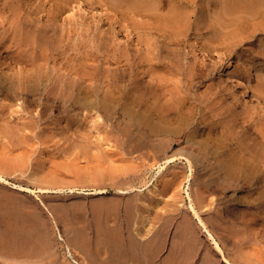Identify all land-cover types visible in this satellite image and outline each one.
I'll list each match as a JSON object with an SVG mask.
<instances>
[{
    "label": "rangeland",
    "instance_id": "374dc122",
    "mask_svg": "<svg viewBox=\"0 0 264 264\" xmlns=\"http://www.w3.org/2000/svg\"><path fill=\"white\" fill-rule=\"evenodd\" d=\"M94 1L97 2L96 5H98L96 10L92 11L84 3V0H0V12L7 13L6 15L12 18H18L19 20L29 19L32 21L34 19L32 22L40 20L45 24H53V17L50 19L52 20L51 22L48 20L49 18L46 17V12L39 16L36 13L41 11L40 4H45L47 6L46 9L49 10L55 5L54 2H66L67 8L60 14L56 21V27L59 29L63 26L66 27L64 33L71 36L65 42L66 45L69 46H66V49L70 51L72 50L71 47L75 49L69 52L71 54L68 56H75L78 54L84 55L85 52V58L86 55L88 57L89 54L99 53L100 56L108 57L105 59L113 60L111 61L112 64L106 65L105 67H109L110 65L114 66L120 60L121 53H124L123 50L127 52L129 49L128 52H136V54L139 55V49L143 51L150 49L155 52L164 50L167 46L174 48L177 46V43H180V41H176L177 43H175V40L171 39V33L168 32V29H162L164 23H161V17L164 18L167 10L162 13L163 15L161 17L152 16L150 18L146 16L145 18L143 14L137 15L135 19H133L131 16H128L127 19L129 21L133 20L131 21L133 22L132 24L127 21L126 18L120 19V17L117 16L122 11L121 7L125 9L129 8L127 5H130L129 3L131 2L128 1L131 0H121L120 3H118V0H115L117 2L112 0V4L114 5L110 3L111 0L110 2L109 0H100V2L99 0ZM197 1L198 4L193 5L194 7L192 6L190 9L192 12H190L191 27L189 29V35L188 37H181V39H184L181 46L185 45L184 47H186V50L184 48L178 50V46L174 50L180 52L178 58L185 67V75H189L194 82H192L191 93L195 100L193 102L196 106L197 118H199L198 114L201 113L200 118L202 120L207 119L208 121V123H206L209 127L208 130L214 128L215 134L218 136L220 135V139L224 138V140H227L226 144H233V139L231 138L230 141V138H228L229 136L225 134L227 127H221L219 125L220 120L225 116L230 120L229 123L236 125L238 131L243 132V134L245 131H248V127L253 132L264 127L263 103H259V101L255 100L249 94H238L235 87V82L240 79L241 75H245L250 71L251 76H248V83L251 85L261 84L264 90V11L261 12L258 11V9V12H255V14H258L255 17L259 19H256L253 13V19L247 18V16H240L242 19L235 18V20L231 17L232 20L229 19L231 20L229 23L224 20V27L222 25L215 27L213 25L214 21H211L216 17V15L213 17V13L215 12V9H213V2L215 0H209V2L211 1L210 4L206 0ZM101 2L105 4H103L105 8L102 7ZM116 3L121 6H118L120 9L117 8V5L115 7ZM216 12L214 14H216ZM109 16H112V19ZM251 16L252 14H250L249 17ZM202 19L205 23H202ZM134 20L137 22L135 21V23ZM124 21H127L126 23L129 22V24L126 25ZM138 22L140 26H138ZM141 22H149L152 24H148L147 26L149 27L144 28V24H141ZM225 22L226 25L228 24L227 28H225ZM153 23L160 27H156ZM130 24L133 26L137 25L135 27L136 31ZM128 25H130V27H127ZM1 26L0 28L4 27V25ZM126 29H128L127 32ZM252 31L255 33L251 34L253 33ZM140 33L141 35H139ZM218 33H220L219 37H217V35L214 37L212 36ZM128 34L130 36H128ZM204 35L207 36L204 38ZM127 37L132 39L129 40ZM139 37H142L144 41L138 46L136 43H138ZM201 37H203L205 41L211 40L208 38H216L212 40L216 45L218 44L220 48L213 51L211 54L203 52L199 40ZM104 41L106 43H104ZM131 52L128 53V56L133 58L132 56L135 55ZM193 54H195L197 58L194 59L195 56L193 57ZM219 54L223 55L226 60L240 67V72L238 73H226V77L230 79L226 84L221 81V78L227 68L225 65L217 63L215 59ZM85 60H87V58H85ZM138 61H140V59ZM136 63L134 62V66ZM193 63L198 64V66H196L197 73H194L196 71H191L189 68ZM137 64L135 68L133 66V69L134 72L136 70L137 74L139 72L138 75L141 76L143 72L141 65L143 64L140 62ZM122 65H124V63ZM128 68L130 69L131 67ZM194 74L198 77L196 78ZM203 75L205 76L204 78ZM1 76L4 78L5 74L1 73ZM143 76L145 77L143 74L141 78H143ZM146 79L148 80L150 78ZM107 82L108 80L104 81L102 86L104 87L103 90L105 87L107 89V86H110ZM113 85L115 84L111 83V86ZM97 89H99V86ZM104 93H106L105 90ZM104 93L101 94L99 92L98 95H100V97L102 95V97H105ZM201 98L202 101L200 100ZM0 99L2 102L3 98ZM20 101L19 103L21 104L22 100ZM16 103L18 106V102H12L14 108ZM70 106L71 108L73 107L72 105ZM200 108L202 110H200ZM20 113L21 112H18V117H21ZM88 113L85 112L86 115L83 113L86 121H84L85 127L80 131H76L75 126H68L67 123L69 120L67 118L74 120V110L69 113H63V115L57 112L53 116H50L48 120L46 119L47 117L44 118L40 123H38L39 114L37 110L33 112H24V114L22 113V119L15 115L18 120L16 117H13V120H16L15 122L13 121V123L7 122V114L3 116L0 114V160L2 159L3 161L4 159L6 163L9 161L11 162L9 163L11 166L17 165L21 169L19 173L9 177V181L12 184H21L40 190L42 187L43 189L53 188L52 186L56 184H70L73 182L78 184L76 181L83 180V182H81L82 185H88L87 188H89L93 178L92 174L111 176V174L113 175L114 173H116V175L119 173L120 175V173L123 174L125 171H130L131 175H133V170V172L135 171L134 173L141 175L138 176V179L140 177L143 181L140 182V179L136 182H126L120 187L122 189L131 188V186L136 183V186H133L134 188H138V191L130 190L132 192L129 193L130 195L128 194L122 197L115 194L116 197L112 192L105 197L94 198L93 200V198H85L78 194H75L77 195L75 196L67 191L28 197L29 195L27 196L26 194L21 196L15 194L13 189L0 188V191L3 192L4 195H8L7 197L23 200L27 205V210L25 209L22 211V214L19 212L18 216L13 217L14 214L11 211L10 205H8L5 200L3 203L0 202V241L2 242L0 264H77L69 251L67 241L61 239L65 237V233L66 236L69 237L70 231L75 227L86 228L88 226L91 229V236L94 237L95 235V238L99 237V239L104 238L106 236L105 234L101 232H98V234L95 232L94 234L93 232V230H96V225H99L100 215L97 216L98 214L95 213L93 209L98 203L103 207L111 208L112 206V208H117L112 210L111 217H109L106 222H103V224L118 227V237L123 244H121V251L115 253L121 255L123 258L126 257L125 259H128V261L131 259L133 261L130 260L132 263L227 264L222 258V255H225L234 264H264V207L261 206L263 207L261 208L258 204L251 206L254 201L251 200L253 201L251 202L247 199L250 197L247 193H243L242 184H240V187L230 186L226 194H222V192H220L221 194L219 192L217 194L215 192H209L203 185H196V179H194V177H196V172L192 173L189 168L184 172L181 167H178L176 169L172 168L168 173H159L158 164L153 172H151L147 170L149 166L148 162H146L148 165L146 166L144 160L137 157L136 154L130 153L127 148L121 146V144H119L120 142L116 141V139H107L106 131L110 136L116 133L111 124L109 125L105 122L104 111H95L94 113H89L90 115L87 116ZM201 116H204V119ZM25 118L26 120L24 121L23 119ZM210 125L213 128H210ZM45 127L48 129L46 130ZM241 127L244 128L242 129ZM8 130L11 131L9 132ZM46 132L50 133L48 134V138H52V140L47 139L48 142L45 140V135H43V133L45 134ZM55 133L62 134L61 141L56 140L54 136ZM26 138L27 140L23 141ZM210 143L213 144L214 142L212 143V141H210ZM229 147L230 146L227 145V147L225 146L224 148L227 150ZM175 149H177V146ZM230 149L232 150L231 147L229 150ZM217 151L221 154L224 152L222 150ZM222 157L225 156L222 155ZM205 159L207 158L204 156V168L206 171L210 172L208 173L210 180H214V182L218 181L221 184L224 183L227 178L222 176L223 173L221 169H219L221 167L218 162H216V159L212 157L213 160H210L208 158L206 162ZM200 162L202 163L201 160ZM181 166H183V164H181ZM148 171L151 173H148ZM175 173H178V176H176ZM43 174L45 180L44 182L38 183L40 184V188H38V185H31L33 180L30 177L36 175L42 178ZM126 177L130 178V175L121 176L120 179H125ZM166 177H170L175 183L171 189H167L163 185ZM156 179H159L157 184H159L158 187L160 190H158L159 193H156V198L154 197L152 199L153 196H151L148 190H145L144 186L146 182L148 184L151 180L155 181ZM221 179L223 182L220 181ZM259 182L257 180V184ZM11 187L13 186L11 185L10 188ZM142 188L144 192L141 193L139 189ZM110 189L113 190L112 188ZM235 199L240 200L242 204L239 205L238 211L235 210L233 212V204L231 203H233L232 201H237ZM222 200H224V202ZM42 202L48 204L50 211L52 210L51 212L54 214V218L48 215L49 212L46 211ZM247 202H251V204L247 205ZM192 203L205 222H207V224L214 229V232L222 238L223 251L215 249L213 242L206 234L201 232L199 221L191 209ZM10 213H12V216ZM25 217H27L28 220ZM19 218L20 220H18ZM57 223L59 230L56 228ZM141 239L142 241L144 240L143 243ZM139 240L142 244L137 242ZM190 240L192 241L190 242ZM187 248H192L191 250L194 251L188 250ZM194 248H196V250ZM149 253L150 257L148 255Z\"/></svg>",
    "mask_w": 264,
    "mask_h": 264
},
{
    "label": "bare ground",
    "instance_id": "6f19581e",
    "mask_svg": "<svg viewBox=\"0 0 264 264\" xmlns=\"http://www.w3.org/2000/svg\"><path fill=\"white\" fill-rule=\"evenodd\" d=\"M118 1H119L118 3H120L121 0ZM206 1H208L209 4L211 2V1L209 2V0ZM128 2L131 3H129L130 5H127V7H129L127 9L121 7L120 5H117L118 3L115 4V7L117 5V8L118 6L122 8L121 9L122 11L120 10L121 13L117 15L118 17H120V19L122 18L127 19L128 16L129 17L131 16L133 19H135L137 15L139 16L143 14L145 18L146 16L150 18L152 16L161 17L163 15L162 13H164V11L167 10L164 18L161 17L162 18L161 23H164V25L162 24L163 25L162 29L163 28H164L163 30L168 29V32L171 33V39H174L175 43H177L176 41H180V43H177V46L179 48L178 50H181L180 48H184L186 50V47H184L185 45L181 46V44H183L182 42H184V39H181V37L182 36L188 37L189 35V29L191 27L190 12H192L190 11V9L192 8L193 5L198 4L197 0H131ZM65 3L66 2L63 3L54 2L55 5H53L49 10L46 9L47 6L45 4L43 3L40 4L41 11L40 12L38 11L36 13L39 16L41 14H45L46 12L47 13L46 17L49 18L48 20H50L53 17V24L50 23L45 24L38 19H37L38 21L35 22H32L34 19L32 21H30L29 19L19 20L18 18H14V17L12 18L11 16L6 15L7 13L0 12V26L4 25L3 28H0V98H3L2 102L0 101L1 102L0 114H2V116L7 114L8 116L7 122L13 123L14 121L13 117H16L15 115H17L18 117L19 115L18 112H21L20 115L22 117V113L24 114V112H33L34 110H37L39 114L38 123H40V121H43L44 118L47 117L46 119L48 120L50 116H53L57 112L63 115V113L64 114L69 113L72 110H74L75 112L74 120H72L71 118H67L69 119L67 123L68 126H72V125L75 126L76 131L77 130L80 131L82 130L83 127H85L84 121L86 120L83 113L85 114V112L94 113L95 111H104L105 122H107L109 125L111 124L112 128L115 130L116 133L115 135L110 136L107 131L106 132L104 131L105 133H107V139L108 140H112L113 138L116 139V141L120 142L119 144H121V146H123L124 148H127V150L130 153L136 154L137 157L144 160L146 166H148L146 164V162H148L149 164L148 169L145 166L147 170L153 172V170L156 168L158 164L160 170L159 173L161 172L168 173L172 168L176 169L178 167H181L183 169L182 171L184 172L189 168L192 173L196 172V177H194V179H196V183H195L196 185L197 184L198 186L199 184L203 185L204 188L207 189L209 192L211 191L217 194L218 192L219 193L222 192V194H226L227 191H229L228 189H230V186L240 187V184H242L241 186L243 187V191H244L243 193H247L250 197L247 199H249L250 201L251 200L254 201V202L251 201L253 202V204H251V202H247V205L251 204V206L252 205L254 206L255 204L256 205L258 204L260 207L261 206L264 207V127L261 129L259 128L258 130H255L253 132L247 126L248 131H245V133L243 134V132L238 131L236 125L229 123L230 120L227 118V116H225L223 119L220 120L219 125L221 127L222 126L227 127L225 134L229 136L228 138H230V141L231 138L233 139L232 140L233 144L232 143L226 144L227 140H224V138L220 139L219 138L220 135L218 136L217 134H215L213 130L214 128L211 126L212 124L210 125V128L212 127L213 129L208 130L209 127L208 124H206L208 123L207 119H204V116L203 117L201 116L204 119L202 120L200 118L201 113L198 114L199 118H197L196 106L195 103L193 102L195 100L193 99L191 93L193 81L191 80L192 78L189 75L188 76H186L187 74L185 75L186 73L185 72L186 70H184L185 67L178 58L180 52L178 50H174L175 48H177V46L174 48H171V46H167L166 49L155 52L147 48L146 51L139 49L138 51V53H140L139 55H137L136 52L134 53L130 51L131 53H134L133 55H135L132 56L133 58H130L128 56V53L130 52H128L129 49L127 50L126 48L127 52L124 50H123L124 53L120 52L121 53L120 60L118 59L119 61L117 60L118 62L116 61L117 63L115 62L116 64L114 66L110 65L109 67L108 66L105 67V66L112 64L111 61L113 60L111 59L107 60L105 59L107 56L105 57L100 56L99 53L91 54V55L88 53L89 54L88 57L87 55L85 57L87 58V60H85L84 58L85 52L84 55L82 54L83 56L79 54L75 56L73 55L68 56L69 54H71L69 52L75 49L73 47H71L72 49L71 51L66 49V46L67 47L69 46L66 45L65 42L71 36L64 33L66 27L63 26L61 27V29L56 27L57 25L56 21L58 20L60 14L64 9L67 8ZM84 3L92 11L96 10L98 5V4L96 5L97 2H95L94 0H84ZM110 3L112 4L113 1L111 0ZM213 3H214L213 9H215V12L217 11L218 13L216 12V14H214L215 13L214 12L213 17L214 15H216V17L214 18L210 17V18H213V20L211 21L212 22L214 21L213 25L215 27L220 25L223 26L224 20H226V22L229 23V21H231L232 19L235 18L238 19L244 16L253 19L255 16L258 15L255 14V12L257 13L258 11L261 12L264 11V0H215ZM103 4L101 2L102 7L105 8L104 6L105 4L104 5ZM253 13H254V17H253ZM250 14H252L251 17H249ZM259 14L262 15L261 13ZM109 17L111 18L112 16ZM231 17L233 18L231 19ZM255 18L257 19L258 17ZM50 21L52 22V20ZM127 21L129 20L127 19ZM135 21L136 20H134V22ZM126 22H125L126 25L129 24V22L128 23ZM131 23L133 24V22ZM202 23L205 22L203 21ZM141 24H144V28H147L149 27L147 25L148 24L151 25L152 23L141 22ZM130 25H128L127 27H130ZM136 26L137 25L133 26L134 29ZM138 26H140V23L138 24ZM227 26L228 24L225 26V28H227ZM127 30L128 29H126V32ZM254 33L255 32L251 34ZM139 35H141V33ZM216 35L217 37H219L220 33L213 34L212 36L214 37ZM128 36L130 35L128 34ZM205 36L207 35H204L203 37L205 38ZM203 37L199 39L200 46L202 47L201 50L203 52L207 54H211L213 51L220 48L218 44L216 45V43L213 42V40H215L216 38H208L211 40L205 41ZM127 38H129V40L132 39V38L130 39V37ZM142 41H144L143 38L139 37L138 43L136 44H138L139 46L142 43ZM206 42L208 43L210 42V43L208 44ZM104 43L106 42L104 41ZM99 51L102 52L101 50ZM193 57L194 59L197 58L195 54H193ZM139 59L140 61H138ZM215 59L217 63L225 65L227 68L226 72L223 74L221 78V81H223L224 84L230 81V79L226 77V73L232 74L233 72H237V73L240 72V67L238 65H235L231 61L226 60L223 57V55L219 54L215 57ZM134 62L135 63L140 62L143 64L141 65L143 68L142 75L144 74L145 77L143 76V78H141L142 75L141 76L138 75L139 72L137 74L136 70H135L136 73L134 72L133 69ZM123 63L124 65H122ZM196 64L193 63V65H190L191 67L189 66L191 71H196L194 73H197L196 66H198V64L197 65ZM128 67L131 68L129 69ZM1 73L5 74L4 78H2L3 76H1ZM195 75L196 74H194V76ZM248 76H251L250 71H248V73L245 75H241L240 79L235 82V87L238 91V94H244V93L249 94L255 100L259 101V103H263V107H264V90L262 88L263 85L261 84L251 85L250 83H248ZM195 77L197 78L198 76ZM204 77L205 76L203 75V78ZM146 78H150V79L147 80ZM107 80H108L107 83H109L110 86H107L108 87L107 89L105 87L104 90L106 93L107 92L110 93L106 94L104 93L103 90L104 87L102 86L104 81ZM111 83L115 85L111 86ZM98 86L99 89L101 90L97 89ZM99 92L101 94L104 93L105 97H102L103 95L100 97V95H98ZM20 100H22L21 104L19 103ZM200 100L202 101V98ZM13 101L19 103L18 106L17 103L15 104L16 109L12 105ZM70 105H72L73 107L71 108ZM200 110L202 109L200 108ZM89 113L87 114V116L90 115ZM23 120L25 121L26 118ZM47 129L48 128H46V130ZM47 132L45 134L43 133V135H45V140L46 141L47 139L52 140L51 137L48 138V134L50 133ZM55 134L54 136L56 137V140L61 141L62 134L61 135L59 133H55ZM26 140L27 138L24 139L23 141ZM210 141L214 143L211 144ZM227 145L230 146L232 150L231 149L229 150L230 147L226 150V148L224 147L225 146L227 147ZM176 146L177 149H175ZM217 150H222L224 152L223 154H221ZM226 151L229 153H227ZM222 155H224L225 157H222ZM204 156L207 159L209 158L210 160H213L212 157L216 159V162H218V164L221 167L219 169H221L223 173L222 176L224 178L225 177L227 178L225 179L224 183L221 184L218 181L214 182V180L213 181L210 180V177L208 175V173L210 172L206 171V169L204 168L205 166ZM207 159H205V162ZM200 160L202 161V163L200 162ZM9 163L11 162L8 161V163H6L4 162V159L3 161L2 159L0 160V188L13 189L15 194H18L20 196L26 194L27 196L29 195L28 197L33 195L39 196V194H47V193H60V192L62 193L66 191L68 193H72L73 195L78 194L79 196L81 195L85 198H91V199L93 198V200L94 198L96 199L100 197H105L112 192L114 193V195L116 194L117 196L122 197L128 195L131 191H138V188H134L133 186L136 183L133 185L131 184L132 186L130 185L131 188L128 187L129 189L128 188L122 189L120 186H122L126 182L131 183V181L136 182L141 179L140 177L138 179V176L140 174L138 175L137 173H134L135 171L133 172V170H132L133 175H131L130 171H125V173L124 172L123 174L120 173V175L119 173L117 175L116 173H114L113 175L111 174V176H107V175L105 176L103 174L100 175L92 174L93 178L91 180V184L89 188H87L88 185L87 186L82 185L81 182H83V180L81 179L82 181H76L78 182V184L81 185H78L77 183L73 182L70 184H61V185L56 184L54 186L51 185L53 188L43 189V187L40 188L39 187L40 184H38L40 182H44L45 176L43 174L42 178L36 175L30 177L33 180V183L31 181L32 183L31 185L33 184L36 186L38 185V188H40V190H36L30 186H24L21 184H12L9 181V177L13 176V174L19 173L21 169L19 168V166L17 165L11 166ZM181 164H183V166H181ZM149 171L148 173H151ZM124 175L125 176L130 175V178L126 177L125 179L123 178L120 179V177ZM175 175L178 176V173H175ZM158 180L159 179H156L155 181L151 180V182H149L148 184L146 182L145 186L143 185L145 187V190H148L151 193V196H153L152 199L156 196L158 190H160L158 187L159 184H157ZM164 180L165 181L163 182V185L167 189H171L175 184L173 179H171L170 177L168 178L166 177ZM257 180L258 182L260 181L258 184H257ZM142 181L143 180L141 179L140 182ZM220 181L223 182L222 179ZM11 185L13 187L10 188ZM110 188H112L113 190H111ZM139 192L141 193L144 192V189L143 188L139 189ZM7 196L8 195H4V193L0 191V202L3 203L5 200L6 203L10 205L11 211L14 214L13 217L18 216L19 212H21L20 214H22L23 213L22 211L26 209L27 206L26 203L23 200L14 198L13 196H12L13 198ZM222 201L224 202V200ZM232 202L233 203L231 204H233L232 205L233 209L232 208L231 209L233 210V212L235 210L238 211L239 205L242 203H240V200L232 201ZM42 205L45 207L46 211L50 213V214L48 213V215H51V218L52 217L54 218V214L51 212L52 210L50 211L48 204L42 202ZM191 209L195 213L197 220L199 221V226L202 230L200 231L206 234L207 237L213 242L215 249L219 251H223L222 238L218 236L216 232H214V229H212L211 226L207 224V222H205V220L201 217L200 213L197 211V208H195L194 204L191 205ZM12 213H10L11 216ZM18 220H20V218ZM56 228L57 229L59 228L58 223L56 224ZM61 240L66 241V238H62ZM120 241L121 240L119 239L118 242ZM191 241L192 240H190V242ZM137 242H140V240ZM143 242L144 240L142 241V243ZM67 243H68L69 251L77 264H100L96 260L87 256L84 252H82L69 239L67 240ZM121 244L123 243L120 242L118 246L116 245L118 247V249H116L118 250V252L121 251ZM195 246H196V242H195ZM189 249L191 250L192 248ZM194 249L196 250V248ZM1 250H2V242L0 241V253ZM222 258L223 261L226 262L227 264H234L225 255H222ZM112 260H113L112 261L113 264H136V263H132L133 261L131 259L130 260L132 262L130 260L128 261V259L122 258L121 255L119 254L118 256H115Z\"/></svg>",
    "mask_w": 264,
    "mask_h": 264
},
{
    "label": "crops",
    "instance_id": "0c3cea01",
    "mask_svg": "<svg viewBox=\"0 0 264 264\" xmlns=\"http://www.w3.org/2000/svg\"><path fill=\"white\" fill-rule=\"evenodd\" d=\"M93 209L94 212L98 214L97 216L100 215L99 225H96V230H93V232L94 234L95 232L97 234L98 232H101L106 236L101 239H99V237L95 238V235L94 237L91 236V229L88 226L86 228L75 227L72 229V231H70L69 237H67L65 233L64 238H66V241L68 239L72 241L75 245L78 246V248L82 252H84L87 256L91 257L92 259L96 260L98 263L113 264L112 259L115 256H118L117 254H115V251H118L116 249H118L117 246L119 244L118 227H113L112 225H105L103 224V222H106V220L111 217V214L113 212L112 210L116 208H112L111 206V209H108L107 207H103L98 203L96 206H94ZM148 255L150 257V253Z\"/></svg>",
    "mask_w": 264,
    "mask_h": 264
}]
</instances>
